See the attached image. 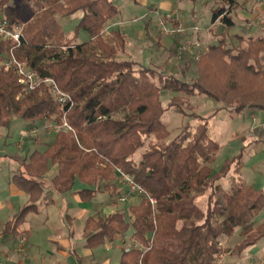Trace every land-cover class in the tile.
<instances>
[{
  "label": "trees",
  "instance_id": "1",
  "mask_svg": "<svg viewBox=\"0 0 264 264\" xmlns=\"http://www.w3.org/2000/svg\"><path fill=\"white\" fill-rule=\"evenodd\" d=\"M10 1L0 0V7L11 24L21 26L20 43L0 40V65L11 51L41 78L54 79L72 99L66 117L75 136L57 133L43 150L19 159L10 183L27 202L3 225L4 239L26 235L20 226L37 211L46 188L64 196L79 183L80 201L92 202L108 192L117 204L116 168L144 194L127 210L87 217L82 237L84 246L93 249L128 234L138 247L122 248L118 264H232L223 259L238 257L264 238V220L253 222L264 209V191L238 176L242 153L225 159L217 170L211 166L219 151L211 118L219 110L264 112V32L235 35L230 46L225 38L235 26L230 13L238 8L237 0H214L210 23L218 19L220 25L209 31L217 42L196 59L181 53L178 73L170 74L118 58L127 45L125 36L112 30L110 39L103 37L119 13L112 0H17L12 8ZM64 18L76 21L74 34L64 31L59 22ZM167 20L176 23L174 16ZM79 32L86 37L76 42ZM178 43L167 48L168 58L178 56ZM18 92L13 71L0 67V127L8 128L12 117L22 119L25 128L59 119L45 85L16 99ZM193 97L219 106L208 116L193 113L196 123L182 126L166 142L164 112L173 108L186 116ZM144 144L135 163L132 156ZM51 167L54 173L45 181ZM226 177L223 187L220 180ZM148 197L154 198L153 207ZM198 197H204V209L195 203ZM234 235L238 240L227 244Z\"/></svg>",
  "mask_w": 264,
  "mask_h": 264
},
{
  "label": "rangeland",
  "instance_id": "2",
  "mask_svg": "<svg viewBox=\"0 0 264 264\" xmlns=\"http://www.w3.org/2000/svg\"><path fill=\"white\" fill-rule=\"evenodd\" d=\"M112 1L117 6L119 13L113 19L111 27L103 34V37L106 40L110 39V32L112 30H119L125 36L127 45L125 51L118 55V58L120 59L133 60L142 66L157 67L159 70L164 71V74H170L173 72L178 73L179 69L174 66L172 60L179 58L181 53L182 55H186L179 51V47L195 40L196 37L191 35L188 40L180 44L178 46V56L174 57L172 60L171 58H168V54L163 50L164 47L167 46L166 41H162L159 46L150 42V39H147V36L149 35L151 40H156L157 43L162 39L165 40V38L159 36L156 24L159 18H164V16H167L168 13L171 12V10L177 12V15L180 16L184 24L194 25L198 28V32L202 33V38H204V40L201 47L194 50V53L198 52V54H200V50L202 51L207 44H215L217 42V38L213 37V39L208 40L205 37L206 28L210 24V8L212 6V0ZM16 2L17 0H11L9 7H14ZM261 2L264 6V0H261ZM256 6L255 2L251 0V11H253ZM232 18L237 24L230 29L228 35L225 36L229 46L236 41L235 38L232 39L233 35H247V32L243 29L241 14L238 13L237 15H234L232 13ZM59 22L66 33L70 35L74 34L75 20L64 18L59 19ZM85 37L86 36L83 32H79L77 34L76 42L83 41ZM178 37H183V35ZM187 57L189 56L187 55ZM176 60L177 59L174 61ZM191 103L192 108L184 109L185 114H187L186 116L177 113L173 108H169L164 112L161 120L167 126L169 131V136L165 140L166 142H169L175 137L182 126L188 123H196L193 119V113L208 116L219 106V104L215 103L213 100L203 97H193ZM248 110L249 109L246 108L239 114L230 113L226 110H219L211 118L209 126L213 132L214 138L219 143L218 154L211 166L214 170H217L221 167L225 159L231 158L241 152L244 165L238 176L244 179L247 183H252L254 187L264 189V140H257V142H255L253 138H250L247 135L249 127L254 125ZM257 112L261 113L263 111L257 110ZM24 128L25 122L16 117L11 118L8 128L0 127V202L5 205L10 201L11 204L14 205V210L7 205L0 210V224L6 219L11 218L26 204L25 195L9 196L6 192L7 189L12 186L10 183V177L15 173L16 168H18L20 164L19 158L29 155L34 149L42 150L45 146L43 144L36 146L30 144L25 146V144L27 142H48L52 139L53 135H55L39 131L34 136L30 137L21 148H17V143L23 135ZM145 148L146 144L136 150L132 156L135 163L140 161L141 154L144 152ZM44 180L46 181L47 178ZM115 180L116 182H119L117 176H115ZM119 184L122 185L121 183ZM220 184L223 187H227L228 177L221 179ZM82 187L81 184L77 183L74 189L64 196L57 195L50 188L44 190L45 198L44 200H41L37 211L29 213L24 224L20 226V229L22 230L31 229L28 238L31 246L29 252L24 257L27 258V264H118L120 246L125 249L138 247V244L128 239V234L127 236L124 235L122 238H117L118 241H109L110 244L113 243L111 248H108L109 245H107V240L94 250H88L84 247V239L81 236V224L83 219H77L76 217L79 216L82 210L84 211V214L87 215H92L93 213L87 212V210H89V205L80 202L76 198L77 190ZM122 189H126V187L119 188V191L121 192ZM134 196L136 195L128 193L126 197L127 201L131 198H135ZM99 197L101 196L97 195L95 200L99 199ZM123 202L120 201L118 202L120 204L109 207L110 212L115 211L118 208L127 210L128 204H126L127 202H125V204ZM195 203L200 208H205L204 197H198L195 200ZM262 211L255 218L258 220L261 218L263 219L264 212ZM67 215L74 217V221L69 224L72 226L73 231L71 237L68 235L66 228ZM2 228V225H0V231L3 232ZM64 238L69 240L71 248L75 249L77 257L68 250L67 256L55 251V245H57L55 242H57L58 239ZM237 240L238 237L234 235L227 240V244L232 245ZM263 243L264 239H261V241L258 242V247L260 248ZM9 247V243L6 244V249H1L0 247L1 257L2 255L12 256L11 252L7 251ZM49 252H52V254ZM236 260V256H230L225 259V261L233 264H237Z\"/></svg>",
  "mask_w": 264,
  "mask_h": 264
},
{
  "label": "crops",
  "instance_id": "3",
  "mask_svg": "<svg viewBox=\"0 0 264 264\" xmlns=\"http://www.w3.org/2000/svg\"><path fill=\"white\" fill-rule=\"evenodd\" d=\"M237 1H238V6H237L238 8L234 9L230 13V17H231L232 21H233L232 13L234 15H237L239 13L242 16L241 21H242V24L244 27L243 29L247 32L246 36H255V35H259V34L263 33L264 32V6H263V4H261L262 3L261 0H253L255 2V6L257 5L253 11H251V9H250V1L251 0H237ZM214 7H215V2H214V0H212V6L210 8V12L212 11V9ZM230 9H233V5L230 7ZM169 15H173L175 17V15H177V12L175 10H171V12H169L167 16H169ZM177 19L182 21V19L180 18L179 15H177ZM234 23H235V25L237 24L236 22H234ZM111 25H112V23H111ZM111 25L104 30L103 34L106 33V31H108V29L111 27ZM219 25H220V22L218 19L213 24H211V23L209 24V26L206 28V33H205L206 39H208V40L213 39L212 33L209 31V28H211V27L218 28ZM191 35L196 37V39L199 40L200 47H201V44H202L204 38H202V33H200V32H198L196 34L194 33V35H193V33L188 32L187 35H183V37L168 38L165 40L162 39L158 43L156 42V40H151V37L149 35L147 36V39H150V42H152L153 44H157L159 46H160L162 41H164V42L166 41L167 46L164 47V49H163L164 52L166 53V50L168 47L170 49H173L172 47H173V43L175 40H177L179 42V44L176 45V47H178L184 41L188 40ZM234 37H235V35L232 36V39H234ZM207 46H208V44L206 45V47L202 51L200 50V52H204L206 50ZM172 59H174V57H171V60ZM175 59H177V58H175ZM174 60H172L174 66L178 67L180 65V61L178 59L176 61H174ZM263 60H264V56H263ZM248 111H249V115L252 117V120H253L252 122L254 123V125H251L249 127V132L247 135L250 138H253L255 142H257V140L258 141L264 140V112L258 113L257 111H253V110H248ZM50 141H48V142L47 141L36 142L37 144L33 143V142H27L25 144V146L30 145V144H32L34 146L39 145V144L40 145L43 144L46 146V144L49 143ZM243 165H244V162H243ZM54 170H55V167H51L49 169V171L47 172V174L45 175V178L49 179V177L54 173ZM117 184H118V193L115 196L117 197V202H120L119 197L122 193H125L126 189H122V191L120 192L119 188H124V186L120 185L119 182H117ZM249 184H252V183H249ZM78 190H77V192H78ZM262 190L264 191V189H262ZM6 192L8 193L9 196L25 195L23 192L16 190L14 188V186H10V188L7 189ZM97 195H100L101 197H99V199H97V200H95V198H96L95 197L92 202H82V201H80L78 194H77V197L75 196L80 202L86 203L87 205H89V210H87V212L93 213L92 215H87V214H84V211L82 210L80 212L79 216L76 217L77 219H79V218L83 219L82 224H81L82 228H83V223L87 217H89V216L90 217H97V216H104V215L110 214L114 211L110 212L109 207L120 204V203L113 204L111 202V197H110L108 192L98 193ZM134 197L135 198H131L128 201L126 199V201H124L123 203L125 204V202H127L126 204H128V206L130 204L137 203L140 197H138V195H136ZM26 202H27V196H26ZM6 205L10 208H13V210H14V205L11 204L10 201H8V203L5 205H4V203L0 202V210ZM262 212H264V209ZM11 218L6 219L0 225H2V227H3L5 222H7ZM261 219L258 220L257 218H255L253 222L259 223V222L264 220V218L262 220ZM66 220H67V224H66L67 232H68V235L71 237L73 235V231H72V226H70L69 224L74 221V217L67 215ZM2 230H3V228H2ZM26 230H28L26 235H24L26 241H25L24 249L21 252H16V246H17L18 240L4 239L3 235H2V231H0V247H1V249H4V248L6 249V244L9 243L10 247H9V249H7V251H10L12 254V256H10V255H7V256L2 255V257L0 256V264H27V258H24V257L30 250L31 245L29 244L28 238H29V234H30L31 229H26ZM82 231H83V229L81 230V236H82ZM128 239H130V238H128ZM261 239H264V238H261ZM261 239L258 240L254 245L249 246L246 249H244L243 252L238 257L236 256V258H237L236 263L237 264H264V243L260 246V248L258 247V242L261 241ZM115 240L118 241V239H115ZM115 240H113V241H115ZM55 244H57V245H55V251L56 252L67 256L68 255L67 250H68L75 257H77L75 254V249L71 248V243L69 242L68 239H66V238L58 239L57 242H55ZM112 244L113 243L110 244L108 241V243H107V245H109L108 248H111ZM84 245H85V241H84ZM94 249L95 248L88 249V250H94ZM121 249H122V247L120 246V253H121ZM49 253L52 254V252H49ZM228 257H230V256H228ZM228 257H225L223 259V261H225V259H227ZM119 258H120V256H119ZM14 261H16V262H14ZM225 262H227V261H225ZM101 264H105V263H101Z\"/></svg>",
  "mask_w": 264,
  "mask_h": 264
},
{
  "label": "built area",
  "instance_id": "4",
  "mask_svg": "<svg viewBox=\"0 0 264 264\" xmlns=\"http://www.w3.org/2000/svg\"><path fill=\"white\" fill-rule=\"evenodd\" d=\"M225 9L228 8L227 5L224 6ZM173 15L165 16L164 18H159L156 28L159 36L161 37H176L187 35L188 32L198 33V28L194 25H186L182 21L177 19V15H175V24L170 23L167 18ZM221 17V16H220ZM21 36V26L11 24L3 15V11L0 7V40H10L15 46H18L20 43ZM200 47V42L198 39L192 40L188 42L186 45H181L179 47V51L185 53L189 57L196 59L199 55L198 52L194 53ZM200 53V52H199ZM198 54V55H197ZM4 70H11L15 74L16 83L19 86V92L16 96V99L24 93L30 92L36 89L39 85L43 84L47 88L49 96L52 101L57 106L59 111V119L57 121H44L40 125H33L24 128L23 135L17 143V148H21L24 144L26 138H30L37 134L39 131L57 134L60 132H68L74 135V130L70 126L66 114L67 109L72 105V99L69 94L62 91L54 79L52 78H41L38 73L34 69H30L27 65L19 61L13 53L10 51V54L6 56L1 61V65ZM116 176L123 186L126 187L125 193H122L119 197V201L123 202L126 200L128 193L135 195H142L144 191L142 188L137 185L129 175L121 171L120 169H115ZM148 201L150 205L153 207L155 204L154 198L148 197ZM25 236L22 235L18 239V243L16 246V252H21L24 249L25 245ZM140 264V263H139Z\"/></svg>",
  "mask_w": 264,
  "mask_h": 264
}]
</instances>
